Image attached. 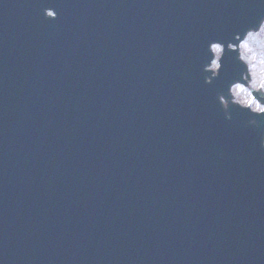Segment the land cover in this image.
<instances>
[{
	"label": "water",
	"instance_id": "95a60500",
	"mask_svg": "<svg viewBox=\"0 0 264 264\" xmlns=\"http://www.w3.org/2000/svg\"><path fill=\"white\" fill-rule=\"evenodd\" d=\"M263 20L264 0H0V264H264V109L230 91L264 106L238 50Z\"/></svg>",
	"mask_w": 264,
	"mask_h": 264
},
{
	"label": "rangeland",
	"instance_id": "374dc122",
	"mask_svg": "<svg viewBox=\"0 0 264 264\" xmlns=\"http://www.w3.org/2000/svg\"><path fill=\"white\" fill-rule=\"evenodd\" d=\"M216 55H219L220 48H214ZM241 58L247 63L251 74L250 85L253 88H261L264 91V22L257 33H248L240 44ZM216 61L211 66L216 68ZM234 100L242 105L250 106L255 111H261L259 106L250 96L247 89L236 85L232 89Z\"/></svg>",
	"mask_w": 264,
	"mask_h": 264
}]
</instances>
